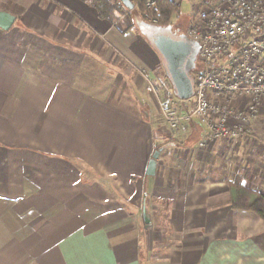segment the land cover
Here are the masks:
<instances>
[{"label": "crops", "instance_id": "crops-1", "mask_svg": "<svg viewBox=\"0 0 264 264\" xmlns=\"http://www.w3.org/2000/svg\"><path fill=\"white\" fill-rule=\"evenodd\" d=\"M133 6L0 0L16 17L0 30V264H264L261 221L246 232L253 214L230 205L245 175L225 172L264 153L200 149L197 121L159 145L143 77L170 85Z\"/></svg>", "mask_w": 264, "mask_h": 264}, {"label": "built area", "instance_id": "built-area-1", "mask_svg": "<svg viewBox=\"0 0 264 264\" xmlns=\"http://www.w3.org/2000/svg\"><path fill=\"white\" fill-rule=\"evenodd\" d=\"M138 1L151 11L160 0ZM185 36L199 51L193 96L179 102L181 111L161 86L143 77L163 123L174 135H183L197 121L205 130L200 148L207 141L244 137L253 102L264 99V0H217L215 6L199 9ZM234 99H243L246 113L231 109ZM231 119L239 125L232 126Z\"/></svg>", "mask_w": 264, "mask_h": 264}, {"label": "rangeland", "instance_id": "rangeland-1", "mask_svg": "<svg viewBox=\"0 0 264 264\" xmlns=\"http://www.w3.org/2000/svg\"><path fill=\"white\" fill-rule=\"evenodd\" d=\"M114 5L119 7L120 9H123L122 5L121 6H119L118 4L117 5L114 4ZM200 8H203V7L202 6L187 7L185 1L183 0L181 7H180L179 14L174 16L172 21H171L173 33L175 32V34L179 33L180 35H186L189 27L192 24H194V22H197V13H198ZM136 12L139 13L138 10H136ZM132 17L135 18L134 15H132ZM148 22H150V21H148ZM161 64H162V69H164L163 66L165 63L162 60V58H161ZM196 68H198V63H196ZM163 72H164V70H163ZM156 84L161 86L166 93V87H164L163 82L158 81ZM175 100H176L175 101V108L181 111L183 106L179 103L180 102L179 100H177V99H175ZM253 105H255V112L253 113L252 117H250V115H249V117H250L249 123L247 124L248 130H247V134L244 137L236 138V139L229 140V141L228 140L207 141V143L203 147L200 148L199 145H198V147L200 149H206L209 145L210 146L213 145L214 147H216L217 145H221L222 147L225 148V150L234 151V149L241 147V149H244V150L248 149V151L250 153H255V152H257V153L263 152L264 153V99L255 100L253 102ZM187 109H189V106H187ZM231 109L234 112H239V111L243 112V113L247 112L246 108L244 107L243 99L242 100L234 99V101L231 103ZM153 117H154V121L156 122L155 127H157V126L159 127L156 130V132H157L158 137H160V140L158 141L160 146L166 145L170 141L172 142L171 138L172 139H180V138L185 139L190 132V129H189L183 135H181V134L174 135L173 133H171V131L163 123L161 116H160V113L158 111V108L154 109ZM230 123L232 126H238L239 125V123L235 119H231ZM202 141H203V139H201V141L199 143H201ZM159 145H157V148L159 147ZM260 158L261 157H259L258 155H253V157L249 156L248 158H247V156L244 155L243 160L248 161L249 167H250L251 165H257L258 164L257 161ZM234 159L235 158H233L232 162H230L229 165H227V170L225 172L230 174L231 178L235 177V179L237 176L243 177L245 175L244 184L248 188H250V190L261 192L264 195V158L260 159V160H262L263 163L259 165L260 170L258 172H252L250 170V168H248L247 171L243 170L242 172L238 171L237 173L235 172V170L233 168L235 166V161H236ZM251 175L253 176L252 179H251ZM146 214L148 215V212ZM256 219H259V218L254 216V215L250 217L251 221H249V226H245V228H247L246 232H249L248 227L250 228V231H252L251 228H253V225H254L252 223ZM261 222L259 224V228H264V226L262 224L263 222L262 223ZM255 229H257V226L254 228V230Z\"/></svg>", "mask_w": 264, "mask_h": 264}, {"label": "water", "instance_id": "water-1", "mask_svg": "<svg viewBox=\"0 0 264 264\" xmlns=\"http://www.w3.org/2000/svg\"><path fill=\"white\" fill-rule=\"evenodd\" d=\"M119 2L127 10H133L134 6L130 0H119ZM16 17L8 12L0 11V30L8 32ZM145 27L151 29L153 33L150 37V42L154 50L164 61V71L173 88L175 98L179 101L190 100L193 96V81L190 73L195 69L196 57L199 51V45L189 40L185 35H181L178 39H173L164 34V31H172V27L168 26L165 29L153 28L147 24ZM158 158V152L153 154V160ZM153 160L148 165L147 176L151 177L154 174ZM146 193V192H145ZM147 210L143 206V222L149 225V216Z\"/></svg>", "mask_w": 264, "mask_h": 264}, {"label": "trees", "instance_id": "trees-1", "mask_svg": "<svg viewBox=\"0 0 264 264\" xmlns=\"http://www.w3.org/2000/svg\"><path fill=\"white\" fill-rule=\"evenodd\" d=\"M81 1L88 3L91 7H93L100 18H107L108 10L111 9L114 4H118L119 6L122 5L119 0ZM130 2L133 5H136V10H138L141 15L144 24L153 28L165 29L166 27L171 26L173 17L178 15L180 12V7L171 0L158 1L156 7L151 11L146 10L143 4L138 0H130ZM151 21H156V23L153 24ZM196 72L197 68L191 72L190 77L192 81ZM169 85V92L166 90L165 94L176 99L170 81ZM229 195L230 205L233 210L251 213L264 223V195L261 192L250 190V188H248L242 181L238 180L237 182L229 185Z\"/></svg>", "mask_w": 264, "mask_h": 264}, {"label": "flooded vegetation", "instance_id": "flooded-vegetation-1", "mask_svg": "<svg viewBox=\"0 0 264 264\" xmlns=\"http://www.w3.org/2000/svg\"><path fill=\"white\" fill-rule=\"evenodd\" d=\"M164 34L167 35V36H169V37H171V38H173V39H178V37L181 36L179 33H177V34H175V32L173 33V31H171V32L170 31H164ZM149 36H151V33H150ZM195 68H196V62H195ZM190 75H191V73H190Z\"/></svg>", "mask_w": 264, "mask_h": 264}]
</instances>
